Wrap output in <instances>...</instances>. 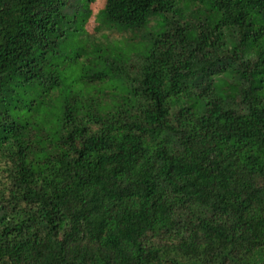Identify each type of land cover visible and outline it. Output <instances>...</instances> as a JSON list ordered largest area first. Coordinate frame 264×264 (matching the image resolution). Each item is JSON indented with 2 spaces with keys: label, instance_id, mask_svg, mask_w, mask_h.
Wrapping results in <instances>:
<instances>
[{
  "label": "trees",
  "instance_id": "16d2710c",
  "mask_svg": "<svg viewBox=\"0 0 264 264\" xmlns=\"http://www.w3.org/2000/svg\"><path fill=\"white\" fill-rule=\"evenodd\" d=\"M96 1L0 0V264H264V0Z\"/></svg>",
  "mask_w": 264,
  "mask_h": 264
},
{
  "label": "rangeland",
  "instance_id": "374dc122",
  "mask_svg": "<svg viewBox=\"0 0 264 264\" xmlns=\"http://www.w3.org/2000/svg\"><path fill=\"white\" fill-rule=\"evenodd\" d=\"M104 0H97L95 3L92 4L93 10L96 12L98 11L102 6H103ZM155 22V19L152 21ZM96 27V22H95V16L93 15L91 18L87 19L86 21L79 20L77 23V30L69 32L65 42H64V49L68 54L67 57L63 58L61 60L62 64L66 66L67 72H68V77L70 83H72L75 80V77H73L76 73L75 70L78 71L76 73L77 75L79 74V68L83 67L84 64H88V62L93 63L92 61H99V60H104L108 57L107 53L104 52H99L95 54H86L83 56H79L78 58L75 59V62L71 60V57L74 56L76 50H80L81 48L85 47L86 44V36L90 33L93 32ZM122 33L121 32H116L114 33V36H120ZM251 52H248L247 55H250ZM100 56V57H99ZM102 68L105 66L104 64L100 65ZM226 78V75L224 74H216L214 75V80L217 86L222 83V81Z\"/></svg>",
  "mask_w": 264,
  "mask_h": 264
}]
</instances>
